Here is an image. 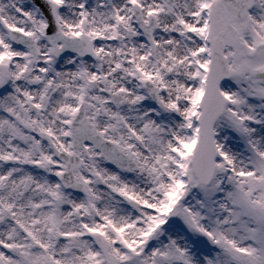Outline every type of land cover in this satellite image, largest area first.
<instances>
[{
  "label": "snow or ice",
  "instance_id": "6c2138e0",
  "mask_svg": "<svg viewBox=\"0 0 264 264\" xmlns=\"http://www.w3.org/2000/svg\"><path fill=\"white\" fill-rule=\"evenodd\" d=\"M0 264H264V0H0Z\"/></svg>",
  "mask_w": 264,
  "mask_h": 264
}]
</instances>
